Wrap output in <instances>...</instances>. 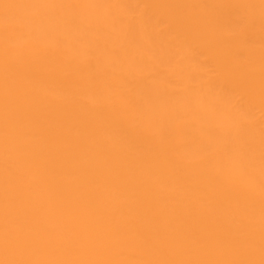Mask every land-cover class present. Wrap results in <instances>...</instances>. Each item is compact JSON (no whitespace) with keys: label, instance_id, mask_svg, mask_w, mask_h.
<instances>
[{"label":"bare ground","instance_id":"bare-ground-1","mask_svg":"<svg viewBox=\"0 0 264 264\" xmlns=\"http://www.w3.org/2000/svg\"><path fill=\"white\" fill-rule=\"evenodd\" d=\"M0 264H264V0H0Z\"/></svg>","mask_w":264,"mask_h":264}]
</instances>
